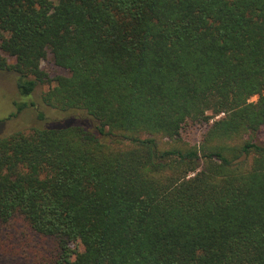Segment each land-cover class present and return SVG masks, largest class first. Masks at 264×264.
Masks as SVG:
<instances>
[{"label":"trees","instance_id":"1","mask_svg":"<svg viewBox=\"0 0 264 264\" xmlns=\"http://www.w3.org/2000/svg\"><path fill=\"white\" fill-rule=\"evenodd\" d=\"M49 56L65 124L0 133V249L21 218L42 264H264V0H0L22 98Z\"/></svg>","mask_w":264,"mask_h":264},{"label":"rangeland","instance_id":"2","mask_svg":"<svg viewBox=\"0 0 264 264\" xmlns=\"http://www.w3.org/2000/svg\"><path fill=\"white\" fill-rule=\"evenodd\" d=\"M42 69L48 75V82L39 86L33 94L22 98L17 89L16 76L12 73L0 74V120L5 123L0 125L1 134H9L17 130L28 131L32 127L44 128L50 124H65L63 115L45 106L42 96L55 85V78L68 76V71L58 67L51 56L42 63ZM257 100V97L252 99ZM23 101L29 105L21 113H18L16 120L11 115L18 110L15 103ZM39 112L45 115V119L39 117ZM17 114V113H16ZM11 118V119H10ZM71 125L80 122L70 121ZM207 130L205 125L188 124L182 130V136L189 143L199 145ZM264 133V132H263ZM264 141V134L261 136ZM7 244L0 249V264H42V261H49L56 252L54 240L45 239L23 229V220L16 218L8 229Z\"/></svg>","mask_w":264,"mask_h":264}]
</instances>
